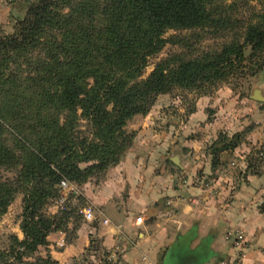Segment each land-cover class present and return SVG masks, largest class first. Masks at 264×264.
Instances as JSON below:
<instances>
[{"label": "trees", "instance_id": "16d2710c", "mask_svg": "<svg viewBox=\"0 0 264 264\" xmlns=\"http://www.w3.org/2000/svg\"><path fill=\"white\" fill-rule=\"evenodd\" d=\"M221 1L35 0L0 38V167L20 166L16 181L0 180V216L22 192L23 238L14 237L19 247L11 251L20 264H57L51 256L23 260L47 243L49 232L66 231L68 204L53 215L40 210L59 201L61 180L85 183L120 160L133 139L124 129L129 119L174 88L225 79L244 59L245 46L251 55L264 49L263 18L246 25L242 42L222 43L196 58L170 55L138 79L168 40H183L165 39L167 30L227 29L229 19L215 12ZM80 115L91 139L75 130ZM239 140L240 134L225 132L215 138L208 147L213 169Z\"/></svg>", "mask_w": 264, "mask_h": 264}, {"label": "crops", "instance_id": "0c3cea01", "mask_svg": "<svg viewBox=\"0 0 264 264\" xmlns=\"http://www.w3.org/2000/svg\"><path fill=\"white\" fill-rule=\"evenodd\" d=\"M10 1L16 0H0L3 28ZM161 111L129 120L127 128L135 132L130 148L99 178L76 187L94 219L78 226L70 241L61 231L49 233L45 252L59 264H219L236 252L226 232L240 229L247 241L244 264H264V164L259 173L205 190L197 177L230 168L227 160L240 148L221 152L213 169V122L194 123L200 109L185 121ZM230 126L234 132L244 128L235 121ZM258 128H251V142L262 141L264 126L262 134ZM49 211L57 212L54 205Z\"/></svg>", "mask_w": 264, "mask_h": 264}, {"label": "rangeland", "instance_id": "374dc122", "mask_svg": "<svg viewBox=\"0 0 264 264\" xmlns=\"http://www.w3.org/2000/svg\"><path fill=\"white\" fill-rule=\"evenodd\" d=\"M33 1L35 0H16L14 3L11 1L7 2L10 9L7 15L9 19L4 22L6 28L2 27L3 24L0 25V38L14 31L18 21L25 18L26 10ZM215 12L216 16L229 19L230 25H227V29L197 28L192 30H167L163 34L165 39H168L171 35H179L183 40L175 42H170L168 40L157 54L148 58L147 65L141 71L138 79L145 78L153 70L158 61L170 55L177 54L178 56L186 58H196L202 53L218 48L222 43L233 40L242 42L246 25L263 20L264 0H224L215 4ZM243 53L244 59L242 62L233 67V70H231V73L225 79L219 80L214 84H204L202 88L194 90L174 88L168 93L158 95L149 106L150 109L147 112L149 113L152 111L153 115L157 116L161 115V110L163 109L172 117H178L182 121H185L189 112L193 109H200L202 112L197 114L198 117L194 123L196 122L198 124L199 122L206 121H211L210 123L213 122L211 127L218 131L216 137H218L221 132L227 133L230 137L236 133L240 134L239 144L236 147V149L240 148V150L227 160L228 163L231 161L229 163L231 167L226 168L221 165L214 175L204 176L202 177L203 179L197 177L201 179L202 182L209 183L207 188H204L209 192L215 191V188L217 189L220 184L233 182V180L241 174L246 175V172L259 173L264 164V132L261 136L262 141L260 142H251L249 138L251 135V128L258 126L259 134H262L264 126V101L259 103L260 101L251 97L253 89L259 90V95L264 96V49L256 51L251 55V47L248 45L244 47ZM87 83L91 84L92 79L88 78ZM79 113L80 110L77 115H79ZM72 115L74 114L72 113ZM80 118L75 130L81 137H88L91 139L93 132L89 122L81 115ZM129 120L126 122L124 129L128 136H132L130 138L133 139L128 147H126V145L123 146L124 151L130 148L135 137V132L127 128ZM234 121L236 123H242V126H244L242 131L234 132L230 129V125ZM208 127H210V124H208ZM241 153H245L244 159L239 160ZM19 170L20 166L13 168L0 167V180L3 182L16 181ZM100 176H95L94 174L88 177V180L93 177L99 178ZM68 182L71 186H74V189L66 193V200L64 203L68 204L70 215L66 217L68 222L67 225L64 224L66 231H63V233L66 234L67 241H70L76 228L86 220L83 218L81 212L85 203L76 196V187H78L80 183L73 181ZM201 185L203 186V183H201ZM59 193L61 194L60 188ZM23 197L24 194L22 192L15 193L6 211L0 216V264H20L16 258L12 257L13 254L11 251L13 248L19 247L14 237L19 240L23 238L21 230ZM52 205H55L54 200H49L43 205L40 212L45 215L55 214L49 211V207ZM59 209H61V207ZM79 214L81 217H79ZM47 245L48 241L44 245L37 246L35 252L28 256H24L23 260L32 261L38 257L51 256L47 251L45 252V250H47ZM105 260L111 261L107 258ZM55 261L57 262V260ZM57 264L59 263L57 262Z\"/></svg>", "mask_w": 264, "mask_h": 264}, {"label": "built area", "instance_id": "2783aa9c", "mask_svg": "<svg viewBox=\"0 0 264 264\" xmlns=\"http://www.w3.org/2000/svg\"><path fill=\"white\" fill-rule=\"evenodd\" d=\"M198 183H203V188H207L209 183L202 182L201 179L197 178ZM59 188L61 191V197L58 202L55 203L54 207L56 211L59 210V208L63 207V204L65 202V197L66 193L68 191H73L74 186L67 181V180H61L59 183ZM76 191V190H75ZM193 202H196V198H192ZM82 216L85 220H93L94 219V213L93 210L90 207H84L82 209ZM136 221L138 223H141L143 221L142 216H137ZM103 223H108V219L104 218ZM225 239L226 240H232V245L233 247L236 248V252L231 256L228 257L227 259L221 260L219 264H244V259H245V248H246V239L244 236V233L240 229H232L225 234Z\"/></svg>", "mask_w": 264, "mask_h": 264}, {"label": "water", "instance_id": "95a60500", "mask_svg": "<svg viewBox=\"0 0 264 264\" xmlns=\"http://www.w3.org/2000/svg\"><path fill=\"white\" fill-rule=\"evenodd\" d=\"M251 97L257 101H264V96L259 95V90L253 89Z\"/></svg>", "mask_w": 264, "mask_h": 264}]
</instances>
